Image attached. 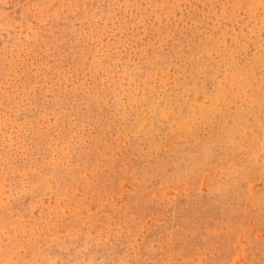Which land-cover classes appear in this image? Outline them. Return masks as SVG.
Listing matches in <instances>:
<instances>
[{
	"label": "rangeland",
	"instance_id": "374dc122",
	"mask_svg": "<svg viewBox=\"0 0 264 264\" xmlns=\"http://www.w3.org/2000/svg\"><path fill=\"white\" fill-rule=\"evenodd\" d=\"M0 264H264V0H0Z\"/></svg>",
	"mask_w": 264,
	"mask_h": 264
}]
</instances>
